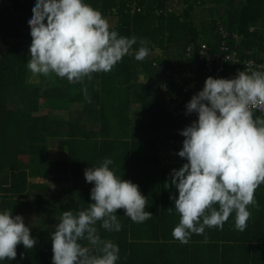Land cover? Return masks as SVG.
<instances>
[{"label":"trees","instance_id":"obj_1","mask_svg":"<svg viewBox=\"0 0 264 264\" xmlns=\"http://www.w3.org/2000/svg\"><path fill=\"white\" fill-rule=\"evenodd\" d=\"M7 1L10 6L3 5ZM85 3L99 10L112 30L136 37L137 43L110 72L70 83L54 73L33 75L26 67L31 44L27 20L34 0H0V211L22 216L37 240L32 249L17 245L16 259L0 264H52L51 234L64 211L87 210L93 203L94 185L85 181L84 171L105 158L114 161L110 168L118 177L139 186L147 198L145 211L152 214L135 223L118 209L119 232L97 223L101 239L120 248L117 264H264V183L255 190L257 206H249L244 231L235 229L232 213L223 230L206 229L182 244L172 236L180 216L168 211L174 209L170 196L178 197L170 173L187 162L177 155L182 150L177 142L184 140L179 133L190 126L188 118L172 110L185 89L176 79L195 80L202 90L208 78L198 64L203 46L217 52L229 43L235 49L239 42L242 60L264 63V0ZM141 40L150 54L137 61ZM191 46L193 57L188 56ZM232 68L224 77H211L234 78ZM193 95V90L186 93L175 109L186 108ZM42 110L51 112L39 115ZM83 183L87 185L81 188ZM81 243L92 247L86 240Z\"/></svg>","mask_w":264,"mask_h":264},{"label":"clouds","instance_id":"obj_2","mask_svg":"<svg viewBox=\"0 0 264 264\" xmlns=\"http://www.w3.org/2000/svg\"><path fill=\"white\" fill-rule=\"evenodd\" d=\"M31 13L26 67L33 75L54 73L70 83L91 79L92 73L110 72L137 43L136 37L112 30L85 0H34ZM140 44L137 61L150 54L146 41ZM83 92L87 97L86 88ZM254 109H264L262 70L240 71L231 79L208 77L186 104L187 114L195 113L197 119L179 133L184 140L177 155L187 162L170 173L178 197L170 196L174 209L168 210L180 216L172 231L180 243L188 244L193 234L203 235L206 229L223 230L232 213L235 229H246L249 206H257L255 190L264 183V117L254 118ZM113 163L105 158L85 169V181L94 185L93 203L87 210L62 213L50 237L52 264H117L120 248L101 239L97 223L108 232L121 231L118 209L135 223L152 217L139 186L118 177L110 168ZM85 240L92 247L81 243ZM36 243L22 216L0 211V261L15 260L17 245L32 249Z\"/></svg>","mask_w":264,"mask_h":264},{"label":"built area","instance_id":"obj_3","mask_svg":"<svg viewBox=\"0 0 264 264\" xmlns=\"http://www.w3.org/2000/svg\"><path fill=\"white\" fill-rule=\"evenodd\" d=\"M254 30V29H252ZM226 36L229 35V33L225 32L222 30ZM235 39L238 41L240 40L239 37L233 36ZM239 43V42H238ZM237 45V48H232L230 46V43L228 45L224 44L221 48L220 51H211L207 46H203L199 51V62L198 64L203 65L204 73L208 76H216V77H221V76H226L228 73V64L231 65H237V66H243L244 70L246 72H251L254 70H262L264 71V63H258L253 59L249 60H242L240 55H239V46ZM194 50V47L191 46L188 50V56L193 57L192 51ZM251 62V63H250ZM240 72L239 70H236L233 73V77L237 75V73ZM185 75L187 77L193 76L192 73L189 71L185 70ZM176 83L184 86V93L179 97V100L176 102V104H181L185 100V94L188 93L189 91L193 90L194 94L198 93V82L195 80L190 82V83H185L182 78H177ZM205 83V80L204 82ZM204 86V85H203ZM164 88L165 92H168L169 89L167 85L162 86ZM203 88V87H202ZM176 104L172 105V110H175V114L179 117L183 118H188L190 125L197 119V115L195 113L192 114H187L186 108H181V109H175ZM259 113L261 117H264V109H254L253 113ZM183 142H177V146L180 147Z\"/></svg>","mask_w":264,"mask_h":264},{"label":"rangeland","instance_id":"obj_4","mask_svg":"<svg viewBox=\"0 0 264 264\" xmlns=\"http://www.w3.org/2000/svg\"><path fill=\"white\" fill-rule=\"evenodd\" d=\"M4 0H2V2H3ZM10 4L11 3H9L8 1L7 2H5L3 5L4 6H6V5H8V6H10ZM179 10H181V8H179ZM108 20V19H107ZM116 21H117V18H113V22L112 23H116ZM110 25H111V23H109ZM252 29H254V28H252ZM255 30V29H254ZM235 37L237 38L238 37V35H235ZM240 41V40H239ZM238 46H239V43H238ZM245 60H247V59H245ZM254 60V59H253ZM264 65V64H263ZM234 66H237V65H231V64H228V71L230 70V67H233L232 68V72H231V75H233V73L236 71V70H239V68H234ZM239 67V66H238ZM241 67V66H240ZM221 77H224V76H221ZM141 81H145V79H144V77H141ZM50 112L51 111H48V110H42L41 112H40V114L39 115H47V114H50ZM57 144H61L60 142H58ZM180 147H182V145L180 146ZM176 153L175 152H172V155H175ZM175 157V156H174ZM87 185V183H83L82 184V186H81V188H83V187H85Z\"/></svg>","mask_w":264,"mask_h":264}]
</instances>
